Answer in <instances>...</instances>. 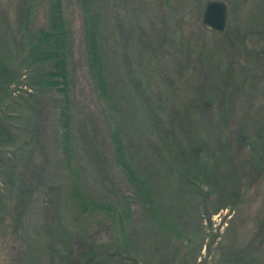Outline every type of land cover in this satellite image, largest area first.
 I'll list each match as a JSON object with an SVG mask.
<instances>
[{
	"label": "rangeland",
	"instance_id": "rangeland-1",
	"mask_svg": "<svg viewBox=\"0 0 264 264\" xmlns=\"http://www.w3.org/2000/svg\"><path fill=\"white\" fill-rule=\"evenodd\" d=\"M127 1L137 4L140 19L125 25L126 33L115 30L107 37L105 52L111 78L120 84L126 82L127 91L118 93L131 105L132 112H126L135 114L143 127L136 129V134L130 133L137 141L131 151L151 157L150 153L156 155V147L160 156L154 158L161 174H169L163 159L173 160L177 168L176 175H169L168 184L174 179L176 186L184 184L181 172L201 185L197 193L180 191V198H187L184 210L191 217L186 216L189 231L196 216L192 205L205 203L198 220L202 221L198 240L192 239V233L181 242L172 237L163 241L157 235L148 243L146 254L130 250L129 255L137 254V264H264V139H251L250 149L243 143L246 149L242 151L235 150L234 142L241 129L253 132L255 123L264 128V0H220L227 6L222 33L201 24L204 5L210 0ZM65 3L64 17L73 33V60L68 71L73 81L74 113L86 130L75 147L73 161L81 181L79 191L94 200L111 196L121 202L126 199L131 217L120 230L110 219L111 225H107L104 216L96 219L79 214V203L68 196V174L59 164L61 151L55 144L52 117L56 102L21 83L22 89L13 95L24 96L32 105L25 111L21 133L33 142L27 143L28 149L37 148L32 140L35 131L44 134L46 148L44 154L36 156V162H42L41 158L46 162L47 158V172L36 191L17 176L11 181L0 177V264H58L59 257L78 249L74 229L84 237L83 243L94 242L97 255L88 264H120L118 258L110 259L111 251L104 252V248L114 240L123 241L124 230L129 238L136 240V233L140 239L147 222L139 215L132 189L114 160L110 124L105 120L109 113L106 105L101 106L85 67L76 0ZM35 4L30 8L25 0H0V25L7 26L17 42L27 37L28 31L46 24L47 1ZM115 6L110 7L113 17L122 14V6L121 12ZM127 15L122 17L125 23ZM31 75L28 70L22 78L30 83ZM158 106L163 109L161 115L156 114ZM157 116L168 119L159 123ZM179 129L186 139L181 145L176 140ZM197 140L204 147H196ZM186 150L192 156L187 157ZM210 155L215 156L214 161ZM24 161L19 159L15 173L25 171ZM141 161L152 163L151 159ZM8 169L12 171L13 164ZM206 182L210 185L205 186ZM32 183L37 187L41 182L33 179ZM171 194L167 188L169 200ZM218 199L225 201L219 203ZM67 233L72 237L65 245Z\"/></svg>",
	"mask_w": 264,
	"mask_h": 264
},
{
	"label": "trees",
	"instance_id": "trees-1",
	"mask_svg": "<svg viewBox=\"0 0 264 264\" xmlns=\"http://www.w3.org/2000/svg\"><path fill=\"white\" fill-rule=\"evenodd\" d=\"M25 1L28 7L33 8V5L38 0ZM46 1L47 20L45 26L38 27L32 32L28 31V36L23 37L21 42L15 40L13 32L7 26L4 24L0 25V177L11 181L14 179V176H17L19 179L21 178V182L29 185L27 188L36 191L39 189V186L42 187V181L47 172L45 170L47 158L46 162L45 158H41L42 162L39 160L36 162V156L44 154L43 148H46L44 146V134L41 131H35L32 140L37 144V148L28 149L27 143L33 142L21 133L24 126L25 111L32 106L29 99L24 96L13 95L18 89H22L20 87L22 83L36 90L39 94L49 95L47 96L48 99H54L56 102L53 106L52 117L55 144L57 143V148L61 151L59 164L64 167V171L68 174L67 177L69 178L70 185L68 196L79 203V214H91L96 219H98V216H104L106 217V221H108L107 225H111V221L113 225L121 230L124 228V222L131 217L126 206L129 204L126 199H123L121 202L113 199L111 196L108 197V200H94L92 196H85L84 193L79 191L81 181L78 180L76 171L73 168V161L76 158L75 147H77L79 141L81 142L83 135L86 134V130L82 126H79L81 125V121L75 117V100L72 95L71 86V84L73 85V81L68 71L70 62L73 60V33L71 32L68 20L64 17L66 0ZM128 2L127 0H76L77 11L83 30L81 40L85 52V67L92 79L101 106L106 105L105 111L109 113L105 117L109 120H105L110 124L109 131L111 132L109 137L114 152V160L126 178L129 187L132 189L131 192L134 194L133 203L140 209L139 215L147 221L143 223L144 228H142L140 239L139 234L136 233V240H134V236L129 238L124 230L122 233L123 241L116 242L114 240V243L104 248L106 249L104 252L111 251L108 257L110 259L118 258L120 264H137V254L129 255V251L132 250L137 253L139 251V253L146 254L149 250L148 243L157 235L163 241L172 237L176 241L181 242L186 235L192 233V239L198 240L201 234L199 224L202 223V221L198 222V220L205 203L192 205V209L195 210L193 214L196 213V216L192 215L195 218H193V225L189 231L186 216L187 219L191 217L189 218L188 210H184L187 198H180L182 194L180 191L186 195H190L191 193H197L201 185L194 181L193 178L188 177L187 174L183 173L182 175L181 172L180 175L183 178L181 179L184 180V184L180 182L176 186L175 179L171 180V184H168L169 175L171 177L176 175L177 168L174 166L173 160L169 162L162 158L165 164L169 165H167L169 174L163 176L154 158H159L160 156L159 150L156 147H154L156 155L150 153L151 157H145L140 152L131 151L137 145V141L132 139L130 133L134 134L136 129L143 127L138 125L140 122L135 114L129 115L130 113L126 112H132L131 108H128L131 105L126 102L121 94H118L119 92H123L124 94L127 91L126 82L124 81L120 84L115 78H111L110 59L107 52H105L108 50V46L105 45V42L107 44L109 39L107 37H112V33L115 30H118L119 34H121V31L126 33L124 29V27L126 28L125 25L130 24L133 19L139 18L137 4ZM114 5L119 7V12H121L120 6H122L121 15L116 13L113 17L111 13L113 11L110 7L113 8ZM124 11L125 13H123ZM126 14H129L127 15V23H125L127 20L123 21L124 19L122 18ZM28 70L32 73L30 83H27V80H23L22 78ZM34 108L37 110L36 107ZM41 111L42 109L39 108V112ZM158 112L156 113L157 115L163 114L161 106H158ZM157 118L159 123L163 121L162 119H168L158 116ZM254 126L256 127L253 132H248L246 129H241V131L237 132L234 141L235 150L242 151L246 149V145H243V143L247 144L248 149L251 146V139H258V141L262 142L264 139V128L258 127L257 123ZM75 127H77L75 130L76 134L73 132V128ZM176 136V140H179L180 145L186 142L182 131L181 133L176 132ZM197 142L199 143H197L196 147H204L203 143H200L199 140ZM90 145V151L94 152ZM253 150H256V148H253ZM185 153L189 154L187 157L192 156V153L188 150ZM95 154L99 158L96 150ZM25 155L27 158H25ZM22 157L25 159V171L21 170L15 173L19 159ZM258 158L261 159L260 156ZM144 159H151L152 163L145 162L143 164L141 160ZM209 159L214 161L215 156L210 155ZM37 163L39 164L38 171L35 169ZM11 164H13L12 171L8 169ZM195 164L197 165L198 163ZM202 166L206 167V164H202ZM25 172L29 175L27 177H31L30 180L26 177ZM33 179H39L41 183L36 187L32 183ZM204 185L209 186L210 183L206 182ZM167 188L171 189L170 200L166 196ZM79 199L80 201H78ZM223 201L225 200L223 199L219 203ZM215 211L216 209L213 210V212ZM102 222L104 221L101 220ZM74 231L75 236L73 235V237H76L78 249L74 251V254L66 252L64 256L59 257L58 264H88L97 255L93 249L94 242L92 245L83 243L82 239L84 237L82 238V235L77 233L75 229ZM57 236L58 233L54 234V237ZM71 237L72 233H67V239L66 241L64 240L65 245L70 242ZM70 249L74 250L73 248ZM174 249L175 247L173 248V253H176ZM97 252L99 254L101 250ZM174 256V258L177 257L176 255ZM155 257L158 256L156 255ZM161 258L165 260L166 256H162ZM172 261H176V259Z\"/></svg>",
	"mask_w": 264,
	"mask_h": 264
},
{
	"label": "water",
	"instance_id": "water-1",
	"mask_svg": "<svg viewBox=\"0 0 264 264\" xmlns=\"http://www.w3.org/2000/svg\"><path fill=\"white\" fill-rule=\"evenodd\" d=\"M202 26L216 33H222L227 24V6L220 0H210L204 5L201 18Z\"/></svg>",
	"mask_w": 264,
	"mask_h": 264
}]
</instances>
